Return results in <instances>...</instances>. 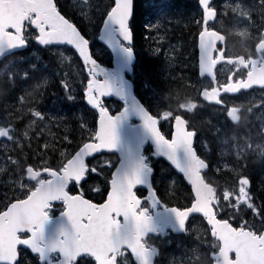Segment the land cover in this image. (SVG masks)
Masks as SVG:
<instances>
[{"label":"snow or ice","instance_id":"6c2138e0","mask_svg":"<svg viewBox=\"0 0 264 264\" xmlns=\"http://www.w3.org/2000/svg\"><path fill=\"white\" fill-rule=\"evenodd\" d=\"M198 3L202 10L201 19L197 21L200 25L199 72L211 80L210 85H202L203 99L222 105L220 111L226 118L238 122L240 109L227 107L225 97L252 89L254 85L264 88V31L256 37L254 51L247 56L229 57L221 46L226 45V36L215 26L218 13L214 0H198ZM256 7L264 18V0L253 8L236 5L232 9L238 13L236 23L245 25L238 33L240 36L250 38L247 28L255 24L252 12ZM134 14V0H109L104 6L100 38L111 50L115 65L104 68L93 57L90 41L72 19L61 14L54 0H0V57L27 51L36 45L48 50L70 46L88 70L84 95L87 105L99 116L98 129L88 127V121L81 125L88 133L89 142H84L75 156L65 157L67 162H61L56 170L50 166L43 168L48 178L34 165L22 169L28 180V185H22L27 187L26 198H17L6 210L0 211V264H32L20 255L26 249L38 257L40 264H130L126 255L129 252L135 264H154L159 253L150 241L165 235L169 229L187 233L186 222L195 215L206 220L215 238L209 264L213 261L214 264H264V210L253 201L249 179L238 173L230 187L221 188L212 179L206 159L201 158L194 147V138L198 135L194 125L171 109L161 115L158 107L153 114L149 106L132 94L133 85L126 74L135 71ZM59 55L65 60L71 59L63 52ZM222 62H226L232 72L223 83L217 76V66L223 67ZM0 75L8 76L9 82L14 83L17 73L5 65ZM24 77L31 79L27 70ZM46 83L47 80L38 82L35 89ZM64 87L71 92L68 83L65 82ZM113 95L124 104L123 110L115 115L109 114L102 100ZM67 99L72 101L74 97L69 94ZM23 101L24 97H20L19 102ZM178 108L191 112L197 104L186 100ZM29 112L32 119L23 131L25 138L29 136V129L46 117V113L37 109H29ZM133 118L139 123H132ZM172 121L174 131L169 139L161 131V125ZM20 135L10 120L0 122V138L18 143ZM148 142L154 148L153 155L165 157L191 184L194 195L190 206L161 204L153 187L154 168L145 154ZM248 147L251 149V145ZM257 147L264 155V146ZM102 150L119 153L118 165L111 160L104 162L108 168H115L106 201L96 204L83 194L71 195L70 184L81 186L82 181L87 183L86 177L93 179L91 173L97 172L95 166L88 167L85 157ZM241 154L237 152L238 156ZM8 159L13 165L20 163L12 157ZM137 186H146L147 196H138ZM55 202L63 205L58 216L54 214ZM248 210L260 218L259 223L243 219ZM222 213L231 215L239 226H233L229 219L219 218Z\"/></svg>","mask_w":264,"mask_h":264},{"label":"trees","instance_id":"16d2710c","mask_svg":"<svg viewBox=\"0 0 264 264\" xmlns=\"http://www.w3.org/2000/svg\"><path fill=\"white\" fill-rule=\"evenodd\" d=\"M56 1L60 10L70 17L91 40L95 57L104 65L111 66L110 53L97 40L98 31L104 19L103 9L109 0H98L101 1L102 6L100 13L93 10V14L89 16L83 15L81 9L72 0ZM168 1L181 10L186 8H190V11L194 10V3L195 8H198L197 0ZM161 7L162 0H136L132 21L135 51L139 58L133 80L137 94L154 113L157 112L158 107L159 111H162V104L176 108L181 102L180 99H184L190 92L188 84L191 71L182 73L181 76H176L179 75L176 71L172 72L174 75H165L162 62L161 73L159 34L157 33L160 29L158 27L161 26L158 25L161 22ZM94 14L96 19L92 20ZM187 44L191 45L190 39ZM35 48L38 50L35 55L31 54L34 47H30L27 51L13 54L0 63V72L4 71L5 65H9L10 69L17 73L14 83L9 82L8 76L0 75V122L5 119L10 120L21 133L18 143L10 142L6 149L0 148V198L3 202L1 205L5 206L16 198L17 191L25 182L23 168L34 165L37 168L50 166L57 169L61 162H66L65 157L69 158L84 142L89 141L87 131L81 129L84 121H88V127L96 128L97 124L96 112L91 110L84 101L82 83L87 80V73L76 54L73 55L75 64L70 67L68 62H64L56 54L37 45ZM25 70L29 72L31 79H25ZM187 74L190 75L188 79ZM81 76L83 81L79 88L76 85V78ZM44 80H47L44 87L35 89V85ZM65 82L71 88L70 93L64 87ZM69 94L74 97V100L67 99ZM20 97H24L23 103L19 102ZM106 105L112 112L118 111L123 106L117 101H106ZM29 109L40 110L46 113V117L43 122L37 121L29 129V136L25 138L23 131L32 119ZM9 157L19 160L20 163L11 164ZM106 160H111L115 164L116 156L101 155L90 162V168L95 166L97 172L91 173L93 179H89L88 183L96 185L100 190L97 193L86 190L85 193L97 201L104 199L113 169L107 167L104 163ZM251 180L252 190L261 200L260 209L264 210V180L254 176ZM73 188L75 189V186ZM182 192L187 199L173 198L171 204L184 207L190 203L192 195L184 182H182ZM243 219L259 223L260 218L248 210ZM173 252L176 250L174 249Z\"/></svg>","mask_w":264,"mask_h":264},{"label":"flooded vegetation","instance_id":"af4514ba","mask_svg":"<svg viewBox=\"0 0 264 264\" xmlns=\"http://www.w3.org/2000/svg\"><path fill=\"white\" fill-rule=\"evenodd\" d=\"M259 2L253 3L248 0H214V7L217 10L216 28L226 36L225 47L229 57L237 55H245L250 51H254L256 37L264 31V18L261 16L258 7L253 9L252 16L255 21L254 25L248 26L250 38L240 36L238 33L245 27L244 24H237L238 13H234L232 9L236 5L241 7L253 8ZM162 13V39H161V73H162V48L165 57L164 74H170V69L177 66L175 71L181 76L182 73L190 76L191 97L190 100L197 104V108L191 112L185 109L176 110L177 114H183L197 131L195 138V148L201 158H205L209 164L210 175L213 180L221 187H230L236 180L237 174H250L260 178L264 176V158L261 156V148L257 145L264 146V88H253L250 90H242L238 94H229L225 99L228 101L227 107H238L240 109V119L233 122L230 118H226V114L220 111L221 106L215 105L214 102H208L203 99L202 85H210L211 80L208 77H202L199 72V48L198 33L200 25L197 21L201 19V11L193 16L191 12L177 10L178 8L169 9V3L163 4ZM171 6V5H170ZM190 10L189 8H186ZM182 30V31H181ZM190 39L191 45L188 46L187 41ZM186 44V45H185ZM217 66V76L221 83L225 81L226 76L231 75L230 66L226 62H222ZM182 66L183 70L179 69ZM173 72V71H172ZM174 75V73H172ZM223 96L224 94L221 93ZM165 108L162 107V113ZM174 121L171 123L162 122V132L167 138H171L173 132ZM219 130V131H218ZM224 140L228 143L225 144ZM251 145V149H249ZM241 155H237V152ZM250 152V154L248 153ZM149 156V155H148ZM150 162L155 169V181L158 188V195L161 204H171L173 198L186 199V195L182 192L181 176L165 162V160L157 155L151 154ZM233 157L240 158L241 166L232 165L230 160ZM263 161V162H262ZM262 162V163H261ZM217 167L220 171H217ZM235 169V171H233ZM162 178V182L157 179ZM261 179V178H260ZM92 185L84 183L79 186L78 190H91ZM187 191V189H185ZM162 191V192H161ZM57 207V206H56ZM54 207V209H56ZM57 215L58 210H55ZM167 234H171L168 232ZM164 235L154 238L150 243L159 246L161 250L159 262L162 264H180L179 257L170 256L163 251L166 249L163 244ZM177 237L174 241L180 246H188L187 240H183V236ZM198 252V251H196ZM128 255L130 264H135L131 254ZM163 256V260H162ZM31 261L38 264L39 259L36 255L31 256ZM188 258V257H186ZM184 259V261L186 260ZM181 259V258H180ZM192 264H202V259L197 258L195 261L190 260ZM182 264H185L184 262Z\"/></svg>","mask_w":264,"mask_h":264},{"label":"rangeland","instance_id":"374dc122","mask_svg":"<svg viewBox=\"0 0 264 264\" xmlns=\"http://www.w3.org/2000/svg\"><path fill=\"white\" fill-rule=\"evenodd\" d=\"M72 1L75 4H77L78 7L81 8V12L85 16H89V15L93 14V10L94 11H97L98 13H100L99 10L102 7L100 5L101 1H98V0H72ZM104 3L105 2H103V4ZM95 19H96V15L94 14V17H92V20H95ZM60 52H63L64 56H70L71 59H73V57L71 56V53L70 52H68L66 50H60L59 53ZM61 58H63V57H61ZM5 144H7V146H8L10 144V142L9 141H3L2 144L0 145V147L6 148L5 147ZM22 185H28V182L21 184L19 190L17 191L16 195H18L19 198H20L19 195H22L21 197H24L25 196V193L27 192V187H22ZM191 229L193 230V234H194V239L193 240H194V248L195 249L189 250V247L188 246H184V249H185V247L187 248V253L189 255H194L195 253H197L196 251H199L201 249V247H203L202 250H205V248L206 249H209V248L212 249L211 248V245L214 243V241H212V240H210L208 238V234H203V233H206V232H205V229H204V227L202 226L201 223H194V225L192 226ZM193 250H195V251H193ZM198 255H199L200 259H202V264H207V263H205V260H206V257H205L206 251L204 253L199 252ZM186 257H187V254H185L184 256H181V259H180V262L181 263L180 264H182L183 262L185 264H192L190 262V260H193V259L192 258H186ZM183 258L184 259L186 258V260L184 261Z\"/></svg>","mask_w":264,"mask_h":264},{"label":"water","instance_id":"95a60500","mask_svg":"<svg viewBox=\"0 0 264 264\" xmlns=\"http://www.w3.org/2000/svg\"><path fill=\"white\" fill-rule=\"evenodd\" d=\"M54 3H56L55 2V0H54ZM62 14V13H61ZM102 28H103V24H102V26H101V29H100V36H101V32H102ZM100 36H99V41L100 42H102L106 47H107V45L104 43V41L100 38ZM108 48V47H107ZM109 49V48H108ZM90 51H91V48H90ZM109 51L111 52V50L109 49ZM91 53H92V51H91ZM9 54H11V53H9ZM9 54H7V55H9ZM112 54V53H111ZM6 55V56H7ZM78 55V54H77ZM5 57V56H4ZM4 57H0V61L4 58ZM94 57V56H93ZM95 58V57H94ZM96 59V58H95ZM113 59H114V57H113V54H112V61H113ZM82 60V59H81ZM97 60V59H96ZM136 60H137V57H136ZM83 62V61H82ZM97 62L99 63V65L101 66V67H104L98 60H97ZM135 63H136V61H135ZM113 64V67L115 66L114 65V63H112ZM105 68V67H104ZM132 75V73H128V74H126V79H129V76H131ZM101 79H102V77H101ZM130 80V79H129ZM131 81V80H130ZM132 82V81H131ZM132 85H133V87H132V89H131V91H132V94L133 95H135L136 96V98L141 102V103H143L141 100H140V98L136 95V92H135V86H134V84H133V82H132ZM255 86H258V85H254L253 87H255ZM260 87V86H259ZM104 98H107V99H109V98H115V99H117V100H120L118 97H116V96H110V97H103L102 98V100L104 101ZM85 99H86V96H85ZM122 101V100H121ZM86 102H87V99H86ZM90 107V106H89ZM123 110V109H122ZM121 110V111H122ZM98 113V112H97ZM119 112H117L116 114H118ZM109 114H111V115H113L111 112H110V110H109ZM133 122H135L134 124H138L139 123V121L137 120V119H135V118H133V120H132V123ZM98 127H99V116H98V120H97V129H98ZM2 138H0V140H1ZM149 143H151V142H148V143H146V145L145 146H147ZM79 151V150H78ZM102 152H107V153H116V154H118V156H119V153L118 152H115V150H113V151H108V150H102ZM101 152V153H102ZM101 153H93L92 154V156H89V157H85V163L87 164V160L88 159H90V158H92V157H94L95 155H98V154H101ZM76 154V153H75ZM75 154L73 155V156H75ZM165 158V157H164ZM166 159V158H165ZM167 160V159H166ZM168 161V160H167ZM169 162V161H168ZM170 163V162H169ZM171 164V163H170ZM173 166V165H172ZM175 168V167H174ZM53 170H55V169H53ZM177 170V169H176ZM41 171V175L42 176H47V173H45L43 170H40ZM115 171V170H114ZM178 171V170H177ZM179 172V171H178ZM180 173V172H179ZM180 174H182V173H180ZM185 178V180H186V182L191 186V184L188 182V180H187V178L186 177H184ZM86 179V178H85ZM83 182V181H82ZM145 188L147 191H148V189H147V187L146 186H137V188ZM192 188V187H191ZM155 189V188H154ZM109 190H110V185H109ZM135 191H136V189H135ZM71 194V193H70ZM71 195H77V194H71ZM85 198V197H84ZM85 199H87V198H85ZM106 199H107V197H106ZM89 200V199H88ZM91 201V200H90ZM106 201V200H105ZM104 201V202H105ZM15 202V201H14ZM13 202V203H14ZM92 202V201H91ZM104 202H102V203H104ZM94 203V202H93ZM190 218H191V216L189 217V220H190ZM189 220L186 222V224H188V222H189ZM50 228L52 227L51 225L49 226ZM175 233H177V234H180L181 232H175ZM156 249H157V252L159 253V248L158 247H156V246H154ZM157 257V256H156ZM155 257V258H156ZM155 258H154V261H155ZM135 259V258H134Z\"/></svg>","mask_w":264,"mask_h":264},{"label":"bare ground","instance_id":"6f19581e","mask_svg":"<svg viewBox=\"0 0 264 264\" xmlns=\"http://www.w3.org/2000/svg\"><path fill=\"white\" fill-rule=\"evenodd\" d=\"M159 60H160V62H161V54H160V59H159ZM164 60H165V57L162 55V62H164ZM260 178L264 180V176H260ZM161 192H162V191H161Z\"/></svg>","mask_w":264,"mask_h":264}]
</instances>
